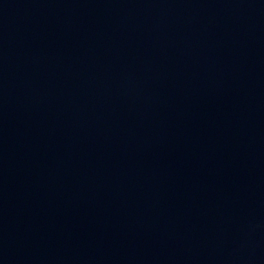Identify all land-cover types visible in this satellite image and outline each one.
<instances>
[{
	"label": "water",
	"instance_id": "water-1",
	"mask_svg": "<svg viewBox=\"0 0 264 264\" xmlns=\"http://www.w3.org/2000/svg\"><path fill=\"white\" fill-rule=\"evenodd\" d=\"M0 264H264V0H0Z\"/></svg>",
	"mask_w": 264,
	"mask_h": 264
}]
</instances>
